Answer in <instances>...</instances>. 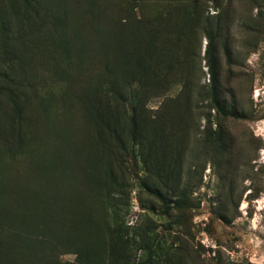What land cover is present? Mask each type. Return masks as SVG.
I'll list each match as a JSON object with an SVG mask.
<instances>
[{"label":"rangeland","instance_id":"374dc122","mask_svg":"<svg viewBox=\"0 0 264 264\" xmlns=\"http://www.w3.org/2000/svg\"><path fill=\"white\" fill-rule=\"evenodd\" d=\"M0 264H264V0H0Z\"/></svg>","mask_w":264,"mask_h":264},{"label":"trees","instance_id":"16d2710c","mask_svg":"<svg viewBox=\"0 0 264 264\" xmlns=\"http://www.w3.org/2000/svg\"><path fill=\"white\" fill-rule=\"evenodd\" d=\"M134 127H136V123H135V121H134Z\"/></svg>","mask_w":264,"mask_h":264}]
</instances>
